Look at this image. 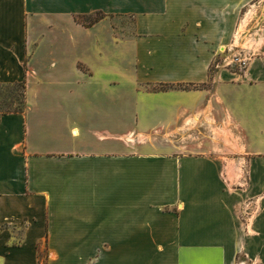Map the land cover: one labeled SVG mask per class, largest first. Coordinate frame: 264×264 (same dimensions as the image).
Wrapping results in <instances>:
<instances>
[{
    "label": "crops",
    "instance_id": "crops-1",
    "mask_svg": "<svg viewBox=\"0 0 264 264\" xmlns=\"http://www.w3.org/2000/svg\"><path fill=\"white\" fill-rule=\"evenodd\" d=\"M22 81L0 264H264V0H0Z\"/></svg>",
    "mask_w": 264,
    "mask_h": 264
},
{
    "label": "rangeland",
    "instance_id": "rangeland-1",
    "mask_svg": "<svg viewBox=\"0 0 264 264\" xmlns=\"http://www.w3.org/2000/svg\"><path fill=\"white\" fill-rule=\"evenodd\" d=\"M96 16L86 18V21H90ZM118 22L128 27H131L132 19L127 17L119 18ZM247 53L241 49L222 50L220 58H218L212 67V75L216 71V68L223 66L233 71H241L240 59ZM23 105V90L17 84H4L0 85V118L3 114H24Z\"/></svg>",
    "mask_w": 264,
    "mask_h": 264
},
{
    "label": "trees",
    "instance_id": "trees-1",
    "mask_svg": "<svg viewBox=\"0 0 264 264\" xmlns=\"http://www.w3.org/2000/svg\"><path fill=\"white\" fill-rule=\"evenodd\" d=\"M86 18H88V17H79V18H77V21L86 27H90L93 24H95L96 22L100 21L103 17H102V15L98 14L96 18H94L88 22L86 21ZM17 85L19 87H21L23 90V105H24V111L23 112H25V108H26V84H25V81H22L21 83H17ZM161 89H166V87L163 86V87H161ZM4 115L5 114H3L2 116H4Z\"/></svg>",
    "mask_w": 264,
    "mask_h": 264
},
{
    "label": "built area",
    "instance_id": "built-area-1",
    "mask_svg": "<svg viewBox=\"0 0 264 264\" xmlns=\"http://www.w3.org/2000/svg\"><path fill=\"white\" fill-rule=\"evenodd\" d=\"M249 60H250V55L242 56V59H240V64H239L241 70H244L247 67Z\"/></svg>",
    "mask_w": 264,
    "mask_h": 264
}]
</instances>
